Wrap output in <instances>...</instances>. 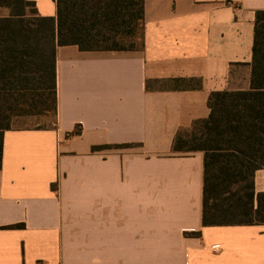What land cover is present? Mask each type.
Returning <instances> with one entry per match:
<instances>
[{"label": "crops", "instance_id": "obj_1", "mask_svg": "<svg viewBox=\"0 0 264 264\" xmlns=\"http://www.w3.org/2000/svg\"><path fill=\"white\" fill-rule=\"evenodd\" d=\"M144 1L142 48L57 46L53 126L10 129L1 106L0 264H264V225L203 226L204 152L174 149L252 62L264 0Z\"/></svg>", "mask_w": 264, "mask_h": 264}, {"label": "trees", "instance_id": "obj_2", "mask_svg": "<svg viewBox=\"0 0 264 264\" xmlns=\"http://www.w3.org/2000/svg\"><path fill=\"white\" fill-rule=\"evenodd\" d=\"M58 7L57 24L39 15L32 0H0V110L10 129L28 118L56 122L57 46H144V0H58ZM102 23L131 39H112ZM198 81L177 79L187 89ZM209 106V117L179 131L174 143L176 151L204 152L203 226L264 225V190H257V173L264 171V10L256 15L252 62L231 64L229 89L212 92Z\"/></svg>", "mask_w": 264, "mask_h": 264}, {"label": "rangeland", "instance_id": "obj_3", "mask_svg": "<svg viewBox=\"0 0 264 264\" xmlns=\"http://www.w3.org/2000/svg\"><path fill=\"white\" fill-rule=\"evenodd\" d=\"M51 120V119H50ZM53 121H48L46 123L45 120H41L40 118H28L27 121L24 122H18L14 127H24V128H48L53 126ZM263 172L258 173L257 182H258V190L263 186L264 183V176Z\"/></svg>", "mask_w": 264, "mask_h": 264}]
</instances>
